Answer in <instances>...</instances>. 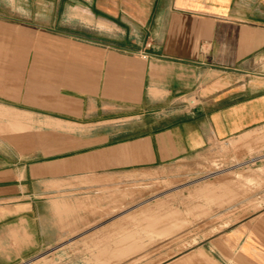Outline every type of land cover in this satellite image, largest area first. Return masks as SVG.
I'll list each match as a JSON object with an SVG mask.
<instances>
[{
	"label": "crops",
	"instance_id": "obj_1",
	"mask_svg": "<svg viewBox=\"0 0 264 264\" xmlns=\"http://www.w3.org/2000/svg\"><path fill=\"white\" fill-rule=\"evenodd\" d=\"M1 3L0 264L60 245L124 168L186 167L264 126V0ZM60 125L99 133L75 146ZM231 234L233 264H264V205Z\"/></svg>",
	"mask_w": 264,
	"mask_h": 264
},
{
	"label": "rangeland",
	"instance_id": "obj_2",
	"mask_svg": "<svg viewBox=\"0 0 264 264\" xmlns=\"http://www.w3.org/2000/svg\"><path fill=\"white\" fill-rule=\"evenodd\" d=\"M70 133L80 146L99 131L60 125V142L70 141ZM52 136L43 129L44 138ZM43 149L50 154V146ZM123 171L121 190L108 185L105 206L84 210L91 219L57 247L19 264H233V229L264 205V126L215 144L186 167ZM68 181L59 180L63 186ZM55 185L34 182L28 188ZM50 197L32 194L28 200Z\"/></svg>",
	"mask_w": 264,
	"mask_h": 264
}]
</instances>
